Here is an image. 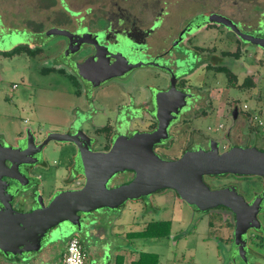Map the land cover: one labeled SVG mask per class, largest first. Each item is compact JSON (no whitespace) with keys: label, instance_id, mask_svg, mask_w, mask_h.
I'll use <instances>...</instances> for the list:
<instances>
[{"label":"flooded vegetation","instance_id":"af4514ba","mask_svg":"<svg viewBox=\"0 0 264 264\" xmlns=\"http://www.w3.org/2000/svg\"><path fill=\"white\" fill-rule=\"evenodd\" d=\"M8 3L10 4L12 1L0 0V56L5 59H13L22 54L28 57H33L32 55L36 58L40 57L37 55L43 54V48L47 41L46 36L48 39L53 37L52 35L49 36L48 33L54 29H63L53 26L48 30L36 32L38 38L33 37L34 35L32 36L25 22L23 24L20 23L18 14L14 12V23L16 24L11 22V18L4 16L1 8L3 5H8ZM51 4L52 9L63 15V23L66 26L63 31H68L75 35L72 39L60 35L64 41L57 43L53 48L57 50L58 59L61 57L62 60L59 64L53 65L51 70L67 75L73 81L77 88L78 98H86V105L88 106L86 107L87 109L81 107L78 111H81V116L89 115V119L79 124L80 118H77L68 125L66 133H59L76 137L74 142L50 141L48 144H44L51 134L57 132L48 131L42 133L39 131L35 132L32 129H29L25 135L18 136L13 144L0 140V144L5 148H21L25 150L23 155L16 157V161L22 162L19 166V172L28 178L29 183L27 186L24 187L17 181L14 182L12 180L3 186L0 184V190L4 191L5 194L4 196L0 193V197L6 200L12 195L11 203L15 211L22 213L33 212L42 205H49L54 199L51 198L46 202L43 198L39 191L42 186L41 179L43 176L37 172L42 169L51 174L53 172L56 173L54 167L50 166L45 158V152L52 142H58L63 145L60 148V154L63 159L60 160L59 164L66 167L70 175L75 174V177H79L77 182L78 184H83V186L86 179L84 177V181L81 183L80 176L83 175L81 174L83 173L82 149H88L93 153H108L119 138L131 139L137 134H153L159 130L161 121L167 122L173 117L167 127V137L159 143H155L152 148L156 156L163 161H177L186 153L191 152L210 153L219 151L222 154L233 148H256L264 151V148L254 145L257 139L264 140V135L257 131L251 133L253 128H255L253 123L256 121H258L257 123H259L260 127H263L261 128L264 132V117L252 110L256 105V101L250 100L252 102V105H250L247 100L243 107L234 103L228 114L220 112L222 115L231 116L234 120L228 136L229 141L232 137L233 127H235V124L238 125L237 129L239 131L236 132L237 136H235L237 142H234V144L224 143L222 147L220 146V149L217 142L213 139L206 138L195 132L191 136L195 137L193 140L197 139V143H186L179 156L177 155L174 158L169 156L170 150L173 148L172 139L175 133L187 131L195 119L211 116V114L198 116L197 111L204 107L202 86L194 85L193 87L190 79L194 74L197 75L207 70L209 59V46L208 42H206L207 33L215 31L224 34L223 30L225 29L228 33L235 35L232 36L233 39L227 41L228 43L235 42L247 48L254 46L264 51V45L259 43L264 40V2L262 3L261 0H87L83 3L82 9H76L72 0H53ZM14 39H21V43L9 47ZM196 39L197 41L195 42ZM121 44L127 46L134 58L132 60L131 57L124 55L127 56L128 61L132 62V64L143 62L144 65L127 71L125 60H114L113 56L117 55L119 51L114 50L113 47ZM212 47L215 48L214 45ZM257 52L264 55V52L262 53L259 50ZM192 55L195 58V62L190 67L189 62ZM44 59L41 58L40 60L43 61ZM137 69L152 71L153 73L150 75H153V77L150 79L146 78V81H151V83L147 82L148 84L144 87L142 85H133L132 81L137 79L135 78ZM221 72L226 73L225 71ZM227 72L231 73L230 70ZM112 75L117 76L102 82L103 79ZM226 75L228 79H231L233 74L231 76ZM76 76H79L80 79H77ZM203 79H205V76ZM247 79H251L254 84L249 89L255 91V82L252 78ZM244 83L242 88H245ZM164 84L165 86H163ZM173 85L175 93H170L169 96H166L165 93L169 92ZM107 87L109 88L108 90H106ZM235 87L230 86V88ZM13 88H17V85L15 84ZM100 89H103L108 95L117 94L120 91L119 94L123 95V99L119 98L115 105L112 104L113 107L111 108L107 104H96L93 96ZM181 105L184 106L177 113V109ZM22 107L25 109L26 106L22 105ZM98 116L105 118L106 122L102 125H97L95 118ZM140 120H142V123H147L146 129L139 130L137 128L136 124L140 123ZM256 126L260 129L258 124ZM186 128L188 129L186 130ZM222 128L223 125L221 124L219 129ZM6 164L9 169L7 174H15L10 169L12 167L11 163L7 161ZM4 174L6 173L4 172ZM135 178L136 174L132 171L120 172L113 176L108 187L125 186L133 182ZM254 178L259 181L257 185H249V188L241 190L242 181ZM22 181L26 182L24 178ZM203 181L211 191L228 190L235 194L237 202L242 200L251 207L247 213L251 223H256V216L261 226L259 228L251 227L246 233L241 234L240 244H237L238 212L232 208L219 206L202 210L197 205L189 204L182 199L180 194L173 189L159 190L130 201L136 200L140 212H145V214L144 212L142 213L143 216L149 212H157L146 211L145 209V203L149 202L145 200V197L153 195H161V197L170 195L169 197L171 198L174 195V199H179L184 204L189 205L190 209H194L197 212L208 214L212 213L211 211H218L220 215L227 218L225 227L228 229L227 236L221 239L222 242L220 244L222 243V246L225 245L224 248L229 252L236 254L235 259L240 258L244 263H249L250 260L255 258L264 260V253L259 254L256 251L258 248H264V177L226 173L205 175ZM15 184L17 185V192L15 191ZM24 194L28 195L27 201ZM21 204H30L32 210L22 211L23 207ZM96 212L82 214L81 223L95 218L93 215ZM164 221L162 223L171 224L172 227V222ZM157 223L161 222L158 221ZM149 225L144 224V229H140L138 233L146 231ZM210 226H213V224L211 223ZM64 227L68 232L62 237L59 245L61 246L60 250H64L72 238L67 237V235L75 229L68 223L49 230L47 236L43 239L44 245L54 233ZM171 232L172 228H170L169 239ZM138 239L142 241L149 240L148 238ZM212 240L213 237H208L207 235L204 243L213 242L214 240ZM219 249L221 247L218 244L216 246V258L218 255L220 259ZM46 251L39 252L38 255L46 258Z\"/></svg>","mask_w":264,"mask_h":264},{"label":"rangeland","instance_id":"374dc122","mask_svg":"<svg viewBox=\"0 0 264 264\" xmlns=\"http://www.w3.org/2000/svg\"><path fill=\"white\" fill-rule=\"evenodd\" d=\"M11 1L12 3L3 5L1 8L4 16L11 18V22L16 24L14 23V12L18 14L20 23L23 24L25 22L32 36L34 35L33 37L38 38L36 32L48 30L53 26L65 30L63 15L51 8V1L53 0ZM72 1L76 9H82L83 3L87 0ZM261 1L262 3L264 2V0ZM73 15L76 16L75 14ZM223 32L224 34L215 31L207 33L206 42H208L209 46L207 70L190 77L193 87L194 85L202 86L204 107L197 111L198 116H206L208 114H211V116L195 119L192 121L191 127L189 129L186 128V130L188 129L187 131H180L173 135V148L170 150L169 155L173 158L180 155L186 143L198 142L196 141L197 139L193 140L195 137L191 136L195 132L206 138L213 139L219 147H222L224 143L234 144V142H237L235 136H237L236 132L239 131L237 129L238 125L235 124V127H233L232 137L229 141L228 136L234 120L231 116L225 115L228 114L234 103L243 107L247 100L250 105H252L250 100H255L256 105L252 110L264 117V55L257 52L258 50L262 53L264 51L254 46L247 48L235 42L228 43L227 41L233 39L232 36L235 35L228 33L225 29ZM46 38L43 54L37 55L40 57L36 58L34 55H32L33 57H28L22 54L13 59H5L0 56L1 141L13 144L18 136L25 135L29 129L42 133L48 131L66 133L68 125L73 120L80 118L78 122L80 124L89 119V115L81 116V111H78L79 108L88 106L86 105V98H78L77 88L73 81L70 80L69 76L51 70L53 65L59 64L62 60L61 57L58 59L57 50L53 46L57 43H62L64 41L63 38L61 36H53L49 39L46 36ZM19 43H21V39H14L9 47ZM193 57L192 55L189 62L190 67L195 62ZM41 58L45 59L41 61ZM218 68H227L237 78L235 88H230V79H228L226 73H222L221 69L218 70ZM151 73L153 72L147 69H137L136 77L134 76L137 79L132 81L133 85H142L144 87L148 84L147 82L151 83V81H146V78L150 79L153 77V75H150ZM204 76L205 79H203ZM76 77L80 79L79 76ZM247 78H252L255 82V91L249 88H242ZM15 84L17 88L14 89L13 86ZM108 89L107 87L106 90ZM119 93L108 95L103 89H100L93 97L96 100V104H107L111 108L113 107L112 104L115 105L119 98L123 99V95ZM22 105L26 106L25 109H23ZM252 110L251 112H253ZM220 112L225 114L222 115ZM105 122L106 119L103 117L98 116L95 118L97 125H102ZM257 122L253 123L255 128H253L251 133L257 131L264 135L263 127L261 126V128ZM221 124L223 128L219 129ZM256 124H258L260 129ZM136 126L139 130H144L148 125L140 120V123H137ZM254 145L264 148V140L257 139ZM62 146L61 143L52 142L45 152L46 161L50 166L54 167L56 173L53 172L51 174L42 169L37 171L39 175L43 176L41 179L42 186L39 191L46 202L54 198L58 192L83 187V184H78L77 182L79 177H75V174L70 175L67 168L59 164L60 160L63 159L60 154ZM80 179L82 180L81 183H83L84 176L81 175ZM258 183L257 178L242 181L241 190L249 188V185H257ZM108 186H110V183ZM27 194H24L26 201ZM169 196L153 195L145 197V200L149 201L145 203L146 211H157L149 212L145 216L142 215L144 211L140 212L136 200H129L118 209L105 208L97 211L93 216L98 222L89 229L88 235L81 236L77 229H73L67 237L80 236L82 246L87 253L86 264H99L101 257H103L102 260L104 262H107L110 254L120 250L122 246L126 247V245L131 250H137L138 256L143 253L157 254L159 258L158 264H264V260L260 258L250 260L249 263H244L240 258L235 259L236 254L229 252L224 248L225 245L222 246V243L220 244L222 242L221 239H224L228 234V229L225 227V220L227 219L225 216L220 215L218 211H211L212 213L208 214L197 212L194 209H190L189 205L184 204L179 199H174V195L172 198ZM21 206L23 207L22 211L32 210L30 204H21ZM182 209L184 210L183 212ZM158 221L161 223H157ZM163 221L172 222V227L170 224L172 228L170 239L167 237L142 241L135 238L138 239L135 240L137 244L135 248L130 238H126L128 233H122L123 231H130L128 225L134 232L144 229V224H161L162 228H164ZM121 222L125 223L124 228L119 227ZM211 223L213 226H210ZM165 224L169 225L168 223ZM207 235L208 237L212 236L214 241L204 243ZM128 242L131 244H127ZM218 244L221 247L218 250L219 255H221L220 259L218 255V259L216 258V246ZM60 249L61 246L58 247V250ZM256 251L259 254L264 253V248H258ZM0 255L6 260H14L16 264H47L46 260L42 258L43 256L37 253H35V257L25 255L24 259H7L1 252Z\"/></svg>","mask_w":264,"mask_h":264},{"label":"water","instance_id":"95a60500","mask_svg":"<svg viewBox=\"0 0 264 264\" xmlns=\"http://www.w3.org/2000/svg\"><path fill=\"white\" fill-rule=\"evenodd\" d=\"M48 35H61L69 39L75 37L71 32L58 29L51 30ZM259 43L264 45V40ZM113 49L119 51L113 59L125 60L127 71L144 65L143 62L132 64L127 60V56L132 60L134 58L124 44L116 45ZM115 76L117 75L107 77L102 82ZM170 93H175L174 85L165 95L169 96ZM184 105L177 109V113ZM172 119L167 122L161 121L159 130L153 134H137L131 139L119 138L108 153H93L88 149H82L83 173L81 174L86 179L84 186L59 193L47 206L41 204L42 206L33 212L22 213L13 209L12 195L6 200L0 197V252L7 259H24L25 255L35 257V253L44 250H47V257L56 255L62 237L68 231L65 227L60 229L44 245L43 239L49 230L68 223L75 227L81 236H86L89 234V229L98 221L93 218L81 223L82 214H90L105 208L118 209L129 200L163 189L177 191L182 199L189 204L197 205L202 210L226 206L237 211L236 243L240 244L241 234L246 233L251 227L259 228L261 226L259 221L255 216L256 223H251L247 215L251 207L242 200L237 202L236 195L228 190L211 191L204 183L203 177L226 173L264 177V151L256 148H233L222 154L219 151L191 152L177 161H163L156 156L152 148L155 143L167 137V127ZM75 139L76 137L69 134L53 133L44 144L50 141L74 142ZM23 151L25 150L21 148H5L0 144L1 186L11 180L17 181L24 187L29 183L28 178L19 172L22 162L16 161V157L23 155ZM7 161L11 163L10 169L15 174H7L9 170ZM124 171L134 172L135 180L125 186L109 188L108 183L113 176ZM23 178L26 180L25 183L22 181ZM16 186L15 184V189ZM0 193L5 196L4 191L0 190ZM241 248L243 249L242 246Z\"/></svg>","mask_w":264,"mask_h":264},{"label":"trees","instance_id":"16d2710c","mask_svg":"<svg viewBox=\"0 0 264 264\" xmlns=\"http://www.w3.org/2000/svg\"><path fill=\"white\" fill-rule=\"evenodd\" d=\"M221 71H225L226 74L231 76L232 74L230 72H227V69H221ZM231 87L236 86V78L232 75L231 79L229 81ZM253 82L251 79H247L244 83L245 88L253 87ZM164 228H162L161 224H155V225H149L147 230L142 233H133L131 234L133 238H148V239H161V238H167L170 235V224L167 225L165 223ZM118 264H123L124 258L119 256L117 258ZM159 258L157 254L149 253V254H141L139 259L136 262H133L132 264H158Z\"/></svg>","mask_w":264,"mask_h":264},{"label":"crops","instance_id":"0c3cea01","mask_svg":"<svg viewBox=\"0 0 264 264\" xmlns=\"http://www.w3.org/2000/svg\"><path fill=\"white\" fill-rule=\"evenodd\" d=\"M125 223L121 222L119 224V227L124 228ZM128 228L130 229V231H123L122 233L124 234L125 232H127V237L126 238H130V240L134 243V246L136 248L137 244L135 239L133 238V236L131 234L133 233H138L139 231H133V229L128 225ZM132 229V230H131ZM121 233V232H120ZM130 242H128L127 244H129ZM131 244V243H130ZM84 249V248H83ZM66 248H64V250H59L56 255L50 256L46 258V263L47 264H61L62 259H63V255L65 253ZM87 255V253H86ZM121 256L124 258V262L123 264H132L133 262H136L140 256H138L137 254V250H131L127 245L126 247H121L120 250L118 251H114L112 254H110V257L108 259L107 262H104L102 260L103 257H101V261L99 262V264H118V260L117 258ZM0 264H16L14 260H6L5 258H3V256L0 255Z\"/></svg>","mask_w":264,"mask_h":264},{"label":"built area","instance_id":"2783aa9c","mask_svg":"<svg viewBox=\"0 0 264 264\" xmlns=\"http://www.w3.org/2000/svg\"><path fill=\"white\" fill-rule=\"evenodd\" d=\"M87 255L79 236H73L67 243L61 264H86Z\"/></svg>","mask_w":264,"mask_h":264}]
</instances>
